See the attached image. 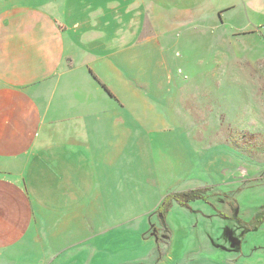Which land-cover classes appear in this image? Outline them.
Listing matches in <instances>:
<instances>
[{"label":"rangeland","instance_id":"rangeland-1","mask_svg":"<svg viewBox=\"0 0 264 264\" xmlns=\"http://www.w3.org/2000/svg\"><path fill=\"white\" fill-rule=\"evenodd\" d=\"M212 1L112 0L102 14L81 10L88 24L81 12L77 65L111 64L118 96L106 127L91 123L86 133L90 126L75 124L93 142L92 180L84 205L61 213L56 235L41 236L43 255H60L58 264H130L150 257L151 239L158 256L148 264H233L243 242L264 254L253 244L264 243V65L245 74L259 49L229 26L231 36H220ZM43 2L0 5L7 14L48 13L69 33L70 7L62 13ZM57 239L75 245L52 248ZM14 256L2 262L18 264Z\"/></svg>","mask_w":264,"mask_h":264},{"label":"crops","instance_id":"crops-1","mask_svg":"<svg viewBox=\"0 0 264 264\" xmlns=\"http://www.w3.org/2000/svg\"><path fill=\"white\" fill-rule=\"evenodd\" d=\"M108 1L112 5V0H56L55 4L44 0L42 6L56 5L62 13L70 7L69 33L48 13L16 7L7 14L2 10L4 4L0 5V264H6L2 262L5 253L11 256L14 251L18 264H58L55 258L60 255H43V248L40 251L41 236L56 235L62 225L61 213L84 205L85 182L92 180L95 158L89 150L92 139L82 138L75 124L90 126L86 133L93 130L91 123L99 129L106 127L114 96L103 84L118 95L112 89V65L107 69L108 64L102 61L92 66L89 58L77 65L74 39L81 10L87 15L102 14ZM207 2L213 4L204 0ZM216 4L220 36H231L229 26L240 41L248 38L246 45L259 49L245 61V74L252 76L254 67L264 65V0H217ZM82 15L88 24L87 16ZM165 240L166 253L172 255L174 242L169 237ZM150 241L144 253L150 257L130 264H148L158 256L157 246ZM64 243L57 239L51 246L64 249L75 245ZM243 243L232 258L233 264H264V254L248 252ZM253 244L256 251L264 248L263 242ZM161 260L166 261L161 257L158 263ZM219 264H225L224 257Z\"/></svg>","mask_w":264,"mask_h":264},{"label":"trees","instance_id":"trees-1","mask_svg":"<svg viewBox=\"0 0 264 264\" xmlns=\"http://www.w3.org/2000/svg\"><path fill=\"white\" fill-rule=\"evenodd\" d=\"M103 86L107 89V91H108L111 95H113V93L109 90V88H108L106 85L103 84Z\"/></svg>","mask_w":264,"mask_h":264},{"label":"flooded vegetation","instance_id":"flooded-vegetation-1","mask_svg":"<svg viewBox=\"0 0 264 264\" xmlns=\"http://www.w3.org/2000/svg\"><path fill=\"white\" fill-rule=\"evenodd\" d=\"M233 242H234L233 246H235V244H236V242H238V240L233 239Z\"/></svg>","mask_w":264,"mask_h":264}]
</instances>
